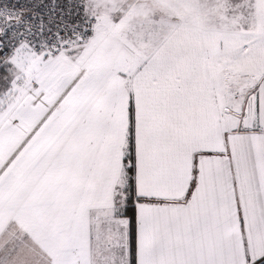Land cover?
<instances>
[{
	"label": "snow or ice",
	"instance_id": "obj_1",
	"mask_svg": "<svg viewBox=\"0 0 264 264\" xmlns=\"http://www.w3.org/2000/svg\"><path fill=\"white\" fill-rule=\"evenodd\" d=\"M0 264H264V0H0Z\"/></svg>",
	"mask_w": 264,
	"mask_h": 264
}]
</instances>
